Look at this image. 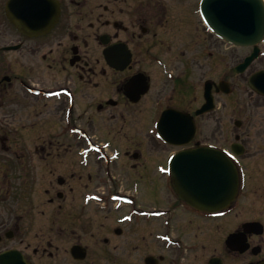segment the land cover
<instances>
[{
	"label": "flooded vegetation",
	"instance_id": "af4514ba",
	"mask_svg": "<svg viewBox=\"0 0 264 264\" xmlns=\"http://www.w3.org/2000/svg\"><path fill=\"white\" fill-rule=\"evenodd\" d=\"M201 2L0 0V264H264V38ZM173 125L237 165L227 208L179 195Z\"/></svg>",
	"mask_w": 264,
	"mask_h": 264
},
{
	"label": "water",
	"instance_id": "95a60500",
	"mask_svg": "<svg viewBox=\"0 0 264 264\" xmlns=\"http://www.w3.org/2000/svg\"><path fill=\"white\" fill-rule=\"evenodd\" d=\"M202 11L211 28L239 45H251L264 37V0H203ZM176 128L173 125L169 129L173 132L169 136L163 132L167 140L177 145L187 143L189 137L178 138ZM174 160V171L185 186L178 191L191 204L211 210L228 206L235 197L237 169L219 149L210 146L184 149Z\"/></svg>",
	"mask_w": 264,
	"mask_h": 264
},
{
	"label": "rangeland",
	"instance_id": "374dc122",
	"mask_svg": "<svg viewBox=\"0 0 264 264\" xmlns=\"http://www.w3.org/2000/svg\"><path fill=\"white\" fill-rule=\"evenodd\" d=\"M149 127V126H148ZM228 129H229V126L228 125H226L225 126V130H226V135H227V137L228 138H230L231 140H233V138L228 134ZM142 134H146L147 135V131H143L142 132ZM221 141H223V140H221ZM211 142H215V141H211ZM73 144H74V146H72V148H73V150H74V153H78L79 152V150L81 149L80 147V145L81 144H77V146L75 147V143L73 142ZM152 144V142H150V140L149 139H146V141H145V147H147V149H150L151 148V145ZM179 148L178 147H168L167 149H166V151H165V153H172L173 151H176V150H178ZM150 151V150H149Z\"/></svg>",
	"mask_w": 264,
	"mask_h": 264
}]
</instances>
